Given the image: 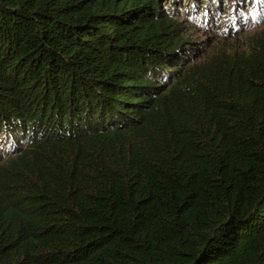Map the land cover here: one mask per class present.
<instances>
[{
  "label": "trees",
  "instance_id": "trees-1",
  "mask_svg": "<svg viewBox=\"0 0 264 264\" xmlns=\"http://www.w3.org/2000/svg\"><path fill=\"white\" fill-rule=\"evenodd\" d=\"M0 264H264V0H0Z\"/></svg>",
  "mask_w": 264,
  "mask_h": 264
},
{
  "label": "rangeland",
  "instance_id": "rangeland-1",
  "mask_svg": "<svg viewBox=\"0 0 264 264\" xmlns=\"http://www.w3.org/2000/svg\"><path fill=\"white\" fill-rule=\"evenodd\" d=\"M184 4H185V3H184ZM184 6H185V5H184ZM184 6H183V7H184ZM204 7H206V6H204ZM188 9H189V8H188ZM183 10H184V8H182V10H181V11H183ZM237 26H239V25H237Z\"/></svg>",
  "mask_w": 264,
  "mask_h": 264
}]
</instances>
